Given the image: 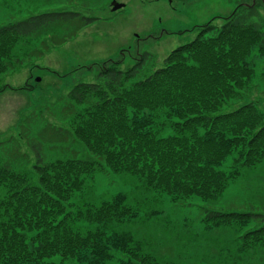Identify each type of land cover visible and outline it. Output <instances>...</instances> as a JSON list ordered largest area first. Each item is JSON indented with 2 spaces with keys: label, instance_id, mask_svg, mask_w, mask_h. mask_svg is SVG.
Listing matches in <instances>:
<instances>
[{
  "label": "trees",
  "instance_id": "16d2710c",
  "mask_svg": "<svg viewBox=\"0 0 264 264\" xmlns=\"http://www.w3.org/2000/svg\"><path fill=\"white\" fill-rule=\"evenodd\" d=\"M257 16L242 8L219 27L207 23L143 78L147 54L126 70L116 67L122 58L106 60L98 65L100 82L73 85L58 114L62 138H54L75 137L89 154L46 160L42 144L31 140V170L0 164V264H183L159 261L132 229L117 231L139 214L124 192L95 203L74 196L108 170L136 177L153 200L166 195L189 206L196 198L218 199L264 164V108L248 102L225 111L254 80L251 57L264 59V20ZM96 20L52 10L0 24V75ZM35 39L37 51L27 47ZM202 221L208 230L232 228L239 253L264 249L261 213L204 209ZM53 257L59 262H47Z\"/></svg>",
  "mask_w": 264,
  "mask_h": 264
},
{
  "label": "rangeland",
  "instance_id": "374dc122",
  "mask_svg": "<svg viewBox=\"0 0 264 264\" xmlns=\"http://www.w3.org/2000/svg\"><path fill=\"white\" fill-rule=\"evenodd\" d=\"M111 1L0 0V24L52 10H75L98 18L66 42L53 45L41 54L29 53L17 68L0 75V88L4 87L0 91V164L7 162L15 169L31 170L36 158L31 140L42 144V156L46 160L86 157L89 153L75 137L54 138L63 135L58 127L65 123L58 114L71 87L77 83L100 82L98 65L106 60L122 58L116 67L126 70L147 54L138 78L149 75L163 66L172 50L196 38L202 26L207 23L221 26L243 0H117L125 6L116 11H111ZM256 18L264 20V11ZM38 42L39 39L32 40L27 47L37 51ZM251 60L255 66L254 80L225 111L248 102L264 108V59L254 54ZM228 165L229 159L222 168L227 170ZM117 192H124L128 203L139 212L133 222L118 226L117 231L132 229L145 250L161 262L259 264L264 261L263 248L246 253L237 251L232 228L208 230L202 221L204 209L264 215V164L246 171L218 199L196 198L189 206L174 204L166 195L153 200L148 191H142L136 177L108 170L96 174L89 186L74 198L78 202L95 203L110 199ZM152 210L158 214L149 216ZM51 261L58 263L59 257L47 260ZM66 264L82 263L69 260Z\"/></svg>",
  "mask_w": 264,
  "mask_h": 264
},
{
  "label": "flooded vegetation",
  "instance_id": "af4514ba",
  "mask_svg": "<svg viewBox=\"0 0 264 264\" xmlns=\"http://www.w3.org/2000/svg\"><path fill=\"white\" fill-rule=\"evenodd\" d=\"M242 8L254 9L260 15L261 11H264V0H243L235 9L241 10Z\"/></svg>",
  "mask_w": 264,
  "mask_h": 264
},
{
  "label": "water",
  "instance_id": "95a60500",
  "mask_svg": "<svg viewBox=\"0 0 264 264\" xmlns=\"http://www.w3.org/2000/svg\"><path fill=\"white\" fill-rule=\"evenodd\" d=\"M125 6L124 3L118 2L117 0H112L111 1V11H116L118 9H121Z\"/></svg>",
  "mask_w": 264,
  "mask_h": 264
}]
</instances>
